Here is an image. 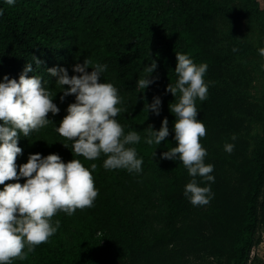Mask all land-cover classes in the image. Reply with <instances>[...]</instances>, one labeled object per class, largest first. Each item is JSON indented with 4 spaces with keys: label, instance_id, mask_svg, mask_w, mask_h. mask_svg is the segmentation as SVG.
<instances>
[{
    "label": "trees",
    "instance_id": "trees-1",
    "mask_svg": "<svg viewBox=\"0 0 264 264\" xmlns=\"http://www.w3.org/2000/svg\"><path fill=\"white\" fill-rule=\"evenodd\" d=\"M232 11L214 0H15L12 5L0 0V79L5 74L18 79L25 62H32L34 74L42 77L60 109L56 114L47 113L51 119L48 124L31 131L28 137L21 134L18 145L22 152L16 157L17 165L36 152L57 153L65 162L78 158L86 167L93 162L102 166L105 158L101 154L92 161L72 152V141L56 131L74 94L60 99L62 86L46 70L54 65L68 68L72 75L71 66L84 58L106 64L101 79L112 82L123 98L124 110L116 118L125 126L124 131L136 130L132 121L148 114L144 105L156 95L161 98L158 115L168 118L169 127L168 136L159 145L140 141L132 145L137 155L146 159L141 171L154 170L166 176L165 229L153 232L149 239L133 235L115 191L99 185L91 209L99 216L98 225L106 238L100 248L83 246L77 253L74 247H53L46 240L27 252L23 260L12 258L11 264H28L30 259L31 264H263L251 253L259 242L258 232L264 231V126L249 152L241 118L215 106L211 97L196 105L197 118L206 128V134L200 137L207 150L204 160L214 166L215 177L214 181L196 177L199 184L211 186L213 195L204 205H193L183 194L184 185L192 177L182 162L160 155L176 143L172 130L175 116L168 107L175 98L165 90L176 78L175 51L186 52L197 64L206 62V79L221 60L204 50L202 44L209 40L204 29L215 16ZM33 56L42 64L37 65ZM151 60L156 62V71L164 70V79L154 78L140 89L143 95L133 93L135 73ZM131 107L132 116L128 112ZM225 141L234 144L230 153L223 149ZM24 179L19 178L21 183ZM71 215L58 211L52 218Z\"/></svg>",
    "mask_w": 264,
    "mask_h": 264
},
{
    "label": "clouds",
    "instance_id": "clouds-1",
    "mask_svg": "<svg viewBox=\"0 0 264 264\" xmlns=\"http://www.w3.org/2000/svg\"><path fill=\"white\" fill-rule=\"evenodd\" d=\"M5 3L12 5L15 0H5ZM257 51L264 60V45ZM175 56L176 78L165 90L175 98L168 107L175 116L172 130L176 143L160 155L182 162L192 177L184 185L183 194L193 205H204L213 193L210 184L201 185L196 177L205 181H214L215 177L214 166L204 160L207 150L200 143V137L206 134V128L197 118L196 100L207 97L211 81L206 82L204 74L208 65L195 63L186 52L175 51ZM33 59L37 65L42 64L38 57ZM71 67L72 75L64 66L46 68L62 86L61 100L74 94V101L66 106V114L56 125V131L72 141V152L88 160L94 161L104 154L105 169L139 172L143 157L137 155L132 145L141 140V135L131 128L125 132V126L116 118L124 110L123 98L112 82L101 79L107 65L84 58L82 63L76 62ZM260 67L264 69V63ZM155 68L156 62L151 60L144 69L147 75L137 78L136 86L144 90L151 84ZM160 104L161 98L156 95L144 108L158 115ZM59 111L42 77L34 74L32 62H25L18 79L7 74L0 79V264H11L14 257L23 260L27 252L57 231L60 221H52L54 214L63 211L71 215L77 208L90 207L98 194L91 171L97 167L95 162L86 167L78 158L65 162L57 153L39 152L29 153L24 163L15 162L22 152L18 145L21 134L28 137L31 131L48 124L51 119L47 113ZM144 131L145 143L159 145L169 134L168 118L161 120L158 129L149 123ZM231 139L235 140V134ZM233 148L232 142H224L226 152L230 153ZM20 177L26 178L23 183ZM10 178H16L15 182L4 183Z\"/></svg>",
    "mask_w": 264,
    "mask_h": 264
},
{
    "label": "rangeland",
    "instance_id": "rangeland-1",
    "mask_svg": "<svg viewBox=\"0 0 264 264\" xmlns=\"http://www.w3.org/2000/svg\"><path fill=\"white\" fill-rule=\"evenodd\" d=\"M214 1L233 11L215 16L204 29L209 36V40L202 44L204 50L221 60L220 65L213 68L205 79L206 82L211 81L207 97L213 98L214 105H219L221 110L242 119L250 152L262 135L264 126V69L260 67L264 60L257 51L264 45V19L260 18L261 12L264 17V10L259 0ZM191 11L195 12V8L192 7ZM144 69L134 75L131 91L135 94L143 95L136 86V80L147 75ZM151 76L163 80L165 72L155 68ZM200 102L197 99L196 105ZM128 112L132 116L133 108H129ZM162 119L149 110L140 121H132L141 135L142 144H147L143 139L144 129L149 123L158 128ZM145 162L143 158L142 164ZM92 175L95 187L104 185L115 191L116 199L124 206L127 227L133 235L149 239L153 232L165 229L164 174L154 170L136 172L98 166ZM91 207L77 208L73 215L58 219L57 231L47 239L50 244L53 247L59 244L65 248L74 247L77 253L83 251V246L100 248L106 238L98 225L99 216ZM51 219L53 222L57 220ZM258 234L259 242L251 256L259 258L264 264V231L260 230ZM32 262L33 259H30L28 264Z\"/></svg>",
    "mask_w": 264,
    "mask_h": 264
},
{
    "label": "crops",
    "instance_id": "crops-1",
    "mask_svg": "<svg viewBox=\"0 0 264 264\" xmlns=\"http://www.w3.org/2000/svg\"><path fill=\"white\" fill-rule=\"evenodd\" d=\"M259 5H260L261 8H263V10H264V0H259Z\"/></svg>",
    "mask_w": 264,
    "mask_h": 264
}]
</instances>
